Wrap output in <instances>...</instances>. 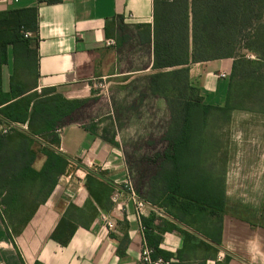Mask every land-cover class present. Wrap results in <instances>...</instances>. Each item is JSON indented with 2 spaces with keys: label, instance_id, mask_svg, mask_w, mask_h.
Instances as JSON below:
<instances>
[{
  "label": "crops",
  "instance_id": "crops-1",
  "mask_svg": "<svg viewBox=\"0 0 264 264\" xmlns=\"http://www.w3.org/2000/svg\"><path fill=\"white\" fill-rule=\"evenodd\" d=\"M154 3L0 0V12L35 7L38 25L32 65L20 58L17 62L9 48L8 61L0 66V96L19 86L26 90L23 96L53 89L69 100L92 102L96 80L149 69L151 74L153 45L147 36L148 25L152 29L154 25ZM129 43L131 47L127 48ZM146 57L148 63L143 67L141 62ZM135 62L141 65L134 67ZM232 67V58L192 63L191 82L201 89L206 102L222 105L229 78L225 90L211 85L212 81L209 86L205 82L208 84L209 77L219 80V70L230 75ZM86 106L75 110L59 128L61 139L56 148L70 163L20 233L10 236L0 210V264H138L145 242L167 254L170 264H264V212L232 205L264 203V189L258 194H251L249 189L253 169L261 170L264 179V167L252 166L264 153L259 152L254 161L246 163L251 165L242 166L238 164L241 148L236 146L243 142L246 146L251 139L257 140L258 148L264 146V132L230 133L233 141L240 142L224 143L225 212L222 218L206 214L204 223L190 225L146 200V177L131 179L129 166L121 157L120 131L115 122L99 131L100 124L86 118ZM240 111H235L227 128L234 127ZM249 112L264 116L262 112ZM220 137L223 141V132ZM33 149L37 153L33 166L40 170L46 155L38 143ZM108 220L114 227H109Z\"/></svg>",
  "mask_w": 264,
  "mask_h": 264
},
{
  "label": "trees",
  "instance_id": "trees-1",
  "mask_svg": "<svg viewBox=\"0 0 264 264\" xmlns=\"http://www.w3.org/2000/svg\"><path fill=\"white\" fill-rule=\"evenodd\" d=\"M36 13L35 7L0 12V66L8 61L10 47L17 62L32 65ZM26 31L33 36L25 37ZM147 39L153 45L149 90L166 101L170 121L146 200L190 225L204 223L206 214L222 218L227 146L220 133L237 110L264 113V0H155ZM225 58L233 59L225 103H208L191 82L190 64ZM25 92L14 86L0 96V210L11 237L22 231L65 173L70 161L56 148L58 129L86 102L53 89ZM35 143L46 155L40 170L33 166ZM155 248L154 257L169 260Z\"/></svg>",
  "mask_w": 264,
  "mask_h": 264
},
{
  "label": "rangeland",
  "instance_id": "rangeland-1",
  "mask_svg": "<svg viewBox=\"0 0 264 264\" xmlns=\"http://www.w3.org/2000/svg\"><path fill=\"white\" fill-rule=\"evenodd\" d=\"M126 47H131L130 43ZM245 53L248 57L255 58V55L248 52ZM142 62V65H140L144 67L148 63V58H144ZM133 65L134 67L140 66L138 62H135ZM126 66H129V64ZM149 72H151L150 69L140 73H133L132 75H119L105 81L96 80L93 84L94 96L91 98L92 102H85L87 105L85 107L86 111L88 110L87 113L85 111L86 118L90 119L89 122L100 124L99 131H105L113 121L115 122L120 131L118 142L120 144L119 147H121V157L129 166L133 181L141 179L142 176L146 177L147 187L143 189V192L147 193L145 194L146 196L150 195L151 177L157 172L158 162L163 157L166 147L163 134L170 121V111L166 107L164 99L153 95L149 90ZM221 72L227 73L229 77V72L224 69L219 70L217 74ZM228 77L219 80L215 78L212 80L209 77L207 80L208 84L205 82V85L209 86L212 81L211 85L215 84L218 88L220 87V89L225 90L227 87L226 79ZM226 127L222 130L225 135L223 143L236 144V141L240 142L239 139L233 141L230 138V133L233 132L234 136H238L244 130L248 132V135L250 133L257 135L259 132H264V116L242 110L235 117L234 127ZM243 143H240V145H238L239 143L236 144V146H240L241 148L239 165L243 166L246 163L254 161L257 154H260L259 152L264 153V146L258 148L257 140L251 139L246 146ZM263 155H258V162L256 164L255 161L254 165L252 164L253 167H264ZM242 160L243 162H241ZM250 176H252V186L249 187L250 193H260L264 189L262 171L253 169ZM232 205L235 207L245 205V208L249 206L251 209L255 207L257 211L264 212V203Z\"/></svg>",
  "mask_w": 264,
  "mask_h": 264
},
{
  "label": "built area",
  "instance_id": "built-area-1",
  "mask_svg": "<svg viewBox=\"0 0 264 264\" xmlns=\"http://www.w3.org/2000/svg\"><path fill=\"white\" fill-rule=\"evenodd\" d=\"M17 1V0H16ZM33 36V32L31 31H26L25 32V37L30 38ZM227 73L221 72L218 74V78H226ZM42 79V78H41ZM3 131H6L4 128ZM58 132H61L60 129H58ZM108 225L110 228L114 227V222L111 220H108ZM170 260H166L163 257H154V249L150 247L149 245L146 244V242L143 244L142 249L140 251V260L138 264H169Z\"/></svg>",
  "mask_w": 264,
  "mask_h": 264
}]
</instances>
